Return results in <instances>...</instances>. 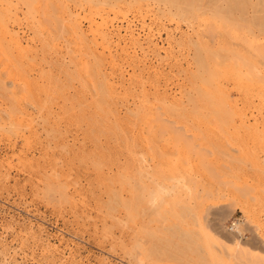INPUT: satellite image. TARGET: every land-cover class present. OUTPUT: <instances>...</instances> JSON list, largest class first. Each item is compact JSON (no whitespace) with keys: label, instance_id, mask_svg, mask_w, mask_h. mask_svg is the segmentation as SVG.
Masks as SVG:
<instances>
[{"label":"rangeland","instance_id":"rangeland-1","mask_svg":"<svg viewBox=\"0 0 264 264\" xmlns=\"http://www.w3.org/2000/svg\"><path fill=\"white\" fill-rule=\"evenodd\" d=\"M259 2L140 0L138 9L121 6L119 16L110 15L119 31V47L111 52L116 65L108 53L102 61L116 84L112 93L92 79L89 54L84 71L68 63L67 33L55 21L56 9L54 20L45 21L53 24L46 34V27L29 31L21 16L20 26L0 19L29 51L22 49L28 54H18L23 63L15 68L16 40L0 24V57L8 61L0 59V264H262L234 247L239 240L250 252H264V122L250 117L256 114L251 104L264 99ZM42 40L53 45L42 47ZM217 83L230 99L209 108V94L221 96ZM243 93L252 100L246 99L249 108H242ZM218 104L238 114L221 109L218 120L212 110V127L205 113ZM238 108L246 115L242 123ZM159 188L169 192L153 202ZM234 224L239 234L230 230ZM204 229L223 244L204 237Z\"/></svg>","mask_w":264,"mask_h":264},{"label":"bare ground","instance_id":"bare-ground-1","mask_svg":"<svg viewBox=\"0 0 264 264\" xmlns=\"http://www.w3.org/2000/svg\"><path fill=\"white\" fill-rule=\"evenodd\" d=\"M260 2V4L263 2L264 3V1L263 0H259ZM140 0H115V1H113V0H111V1H108V0H0V19H2V17H7L8 18V20L10 21L11 20V24L12 25H15V24H17V22H19V19H20V17L19 16H21L22 18H24L23 19V22H25L24 24H27V27H26V25H25V27L26 28H28L29 29V31H31V30H41V28L42 27H46V25H45V21L47 20V22L48 21H52L51 19H53L54 20V16L57 14V16H58V20L56 19L55 21L57 22V21H59V23H60V25L63 27V29L62 30H64L65 29V31L66 32H63L64 34L65 33H67V36H66V42H67V46L65 47V49H69V53L70 54H68V55H70V57H68V63L70 62V61H73V64H75L74 66H76L75 68L76 69H84V68H88V66H87V64H88V62H90L88 59V62H87V64H86V67H82L83 66V64L84 63H82V60H83V58L85 57L86 58V56H84V54L86 55H88V57H90L93 61L92 62H94V64H93V66L91 65L90 67L92 68L93 67V74H92V71H91V74L94 76L92 79H94V81H95V83H97V84H99L98 86H100V88H101V85L102 86H105V89L109 92V93H112L113 92V90H114V87H116V84H114V82L111 80V79H108V77H107V75H106V73L104 72V70L102 69V61H103V59H105V53H108V55L110 56L109 57V59H110V64L111 65H116L115 64V61H116V57L115 56H111V52H112V48H113V46H117V47H119V31L117 30V29H115L114 28V26H113V19L111 18V14L114 16V17H117V16H119L118 15V10L121 8V6H125V7H131V8H135V9H138V8H140ZM51 9H56L58 12L56 13V14H54L56 11L54 10V13H53V15L54 16H52V13H51ZM31 11V12H30ZM32 11H34V12H32ZM81 12H83V13H85L82 17H81V15H80V13ZM2 15V16H1ZM218 17V16H217ZM214 18V17H213ZM216 19V17L214 18V20ZM218 20H221L222 21V19H220V18H217ZM217 19H216V22H217ZM25 20V21H24ZM213 20V21H214ZM7 21V20H6ZM8 21V22H9ZM22 21V20H21ZM220 21V22H221ZM3 22H5V21H3ZM2 22V26H4V25H6L5 23H3ZM55 22V23H56ZM86 23V25H87V27H86V29H83V26H82V24L83 23ZM49 24H50V22H48ZM53 22H51V24H52ZM59 23H57V25L59 24ZM217 23H219V22H217ZM216 23V24H217ZM222 23V22H221ZM19 24V23H18ZM17 24V25H18ZM53 25V24H52ZM52 25H49V26H47L43 31V33L44 34H46V31H47V28L49 29V28H52L51 26ZM56 25V26H57ZM221 25V24H220ZM220 25H219V27H220ZM18 26H20V24L18 25ZM226 26V25H225ZM228 26V25H227ZM222 27V26H221ZM220 27V28H221ZM1 28V27H0ZM3 28H4V34L5 33H8V35L9 36H11V37H13L14 38V40H16V42L14 43L12 40L13 39H11V41H12V44H14V46L16 47H12V48H15V50H16V54L15 53H13L12 55L15 57L14 58V61H13V63H14V65L15 64H17V66L15 67V68H17V67H19L20 65H22L21 64V62L19 61V60H17L18 58H19V56H18V54L20 53V52H22L24 49L26 50V52H29V51H27L28 49L27 48H24V47H26V46H22L21 45V41H20V37H18V32L16 31V30H14L13 29V27H12V29H8V27H2V30H3ZM15 28V27H14ZM126 28H127V30H129L130 29V22H127V24H126ZM126 28H125V31H126ZM226 28H228V27H226ZM31 29V30H30ZM237 29V28H236ZM46 30V31H45ZM32 31V32H33ZM50 31H53L52 29L50 30ZM49 31V32H50ZM130 31V30H129ZM1 32V31H0ZM39 32V33H38ZM36 31L35 33L37 34V36L38 37H41L40 35L42 34V31H41V34H40V31ZM48 32V33H49ZM127 32V31H126ZM2 33V32H1ZM129 33V32H128ZM241 32H239V35H241L240 34ZM35 34V35H36ZM39 34V35H38ZM50 35H51V33H49ZM48 34V36L49 37H46V38H52V36H50ZM130 34H132L131 32L129 33V36H130ZM7 35V36H8ZM20 35V34H19ZM35 35H34V33H33V37L35 38ZM53 35V34H52ZM128 35V34H127ZM1 36H2V34H1ZM4 36V35H3ZM6 36V35H5ZM4 36V37H5ZM44 36V35H43ZM42 36V37H43ZM64 36V37H65ZM133 36V35H132ZM41 37V38H42ZM54 37V36H53ZM252 37V36H251ZM8 38V37H7ZM43 38H45V37H43ZM45 38V39H46ZM127 39H129L128 37H126ZM133 38H134V36H133ZM132 38V39H133ZM1 39V38H0ZM5 39V38H4ZM127 39H124L125 41L127 40ZM9 40V39H8ZM39 40V39H38ZM41 40V39H40ZM134 40V39H133ZM132 40V41H133ZM2 41V40H1ZM0 41V42H1ZM48 41H51V39H49ZM48 41H44V40H42V41H39V42H41L40 44L42 45V47H46V46H48ZM116 41V42H115ZM128 41H130V39L128 40ZM6 42V41H5ZM47 42V45L45 46V43ZM131 42V41H130ZM134 42V41H133ZM252 42V41H251ZM258 41H256V39H255V43H257ZM4 43V42H3ZM10 44V42H7V44ZM51 44L48 46V47H51L52 45H53V42H50ZM253 44V43H252ZM258 44H259V42H258ZM0 45H2L3 46V44H0ZM5 45H6V43H5ZM4 45V46H5ZM8 46V45H7ZM22 46V47H21ZM257 47L259 46V45H256ZM261 46V45H260ZM6 47V46H5ZM4 48V47H3ZM11 48V49H12ZM47 48V47H46ZM23 49V50H22ZM3 50V49H2ZM19 52H18V51ZM4 52H6L7 51V49L6 50H3ZM13 51V50H12ZM12 51H11V53H12ZM7 52H9V50L7 51ZM14 52V51H13ZM18 52V53H17ZM25 52V51H24ZM23 52V53H24ZM25 52V53H26ZM120 52L122 53H124L125 55H126V52H125V50H124V48H122V47H120ZM25 53H24V56H22L23 54H21V56L20 57H22V58H26L25 56H27V54L28 53H26V55H25ZM67 53V52H66ZM5 54V53H4ZM9 54V53H8ZM19 54V55H20ZM1 55H2V52H1ZM11 55V54H10ZM11 55V56H12ZM67 55V56H68ZM5 56H6V54H5ZM10 56V57H11ZM17 56H18V58H17ZM119 56H122V55H120L119 54ZM4 57V56H3ZM87 57V58H88ZM17 58V59H16ZM22 58H20V60H23ZM63 58V56L61 57V59ZM85 58H84V60H85ZM0 59L2 60V61H4L1 57H0ZM5 59V58H4ZM7 59V58H6ZM9 60H10V58H8ZM12 59H13V57H12ZM0 60V61H1ZM70 60V61H69ZM1 61V62H2ZM6 61V60H5ZM4 61V62H5ZM16 61H19L20 62V64H19V62H16ZM6 62H8V61H6ZM5 62V63H6ZM16 62V63H15ZM84 62V61H83ZM85 62H86V60H85ZM4 63V64H5ZM23 63V62H22ZM71 63V62H70ZM6 64H8V63H6ZM10 64V63H9ZM19 64V65H18ZM72 64V63H71ZM1 66H3V65H1ZM89 67V69H91ZM20 68H21V66H20ZM8 69V68H7ZM11 69V68H10ZM13 70H15V69H13ZM77 70V73L78 72H80V70L78 71ZM87 70V69H86ZM92 70V69H91ZM10 71V70H9ZM20 71V70H19ZM22 71V70H21ZM29 71V70H28ZM84 71V70H83ZM83 71H81V72H83ZM90 71V70H89ZM15 72V71H14ZM19 73V72H18ZM27 73V72H26ZM25 73V74H26ZM29 73V72H28ZM86 73V72H85ZM88 73V72H87ZM31 74V73H30ZM27 76L29 75V74H26ZM25 75V76H26ZM33 74H31L30 75V77H33L32 76ZM83 75V74H82ZM92 75H89V76H92ZM84 76V75H83ZM88 75H86V76H84V77H88V79L90 78ZM22 77H24V75H22ZM50 77V76H49ZM48 77V78H49ZM18 78H20V77H18ZM34 78V77H33ZM52 78V77H51ZM22 79H25V80H21V83H23L24 84V81L25 82H27L28 81V79H27V77L25 78H22ZM32 79V78H31ZM30 79V80H31ZM52 80V79H51ZM90 80V79H89ZM16 81V80H15ZM35 81H37L36 79H35ZM93 81V80H92ZM92 81H91V83H92ZM251 81H253V82H255L254 80H252L251 79ZM18 82L19 81H17L16 83H17V85H18ZM33 82V81H32ZM250 82V81H249ZM257 82V81H256ZM20 83V82H19ZM29 83V82H28ZM94 83V84H95ZM102 83V84H101ZM33 84H34V82H33ZM35 84H36V82H35ZM104 84V85H103ZM249 84V83H248ZM16 85V86H17ZM25 85H27V83L26 84H24V86ZM215 85H221L220 83L218 84H215ZM238 85V84H237ZM254 85H255V83H254ZM28 86V85H27ZM30 86H33L32 84H31V81H30ZM41 86V85H40ZM253 86V85H252ZM251 86V84H250V87H252ZM96 85H95V89H96ZM215 87V86H214ZM213 87V88H214ZM248 87V86H247ZM20 88H21V85H20ZM19 88V89H20ZM38 88V87H37ZM216 88V87H215ZM219 88H222L220 91H217V92H219V94H221V96L219 97L218 96V98H217V100L219 101L220 100V102H218L217 100H216V98L213 96V98H212V95H210L209 94V100H210V96H211V102L209 103L210 104V106L208 105V107L209 108H211V103H213L212 101H214L215 100V104H217V103H224L227 99H230V98H224L223 96L224 95H226L225 97H228L229 95L228 94H226V92H225V88L223 89V87L222 86H219ZM234 88H237V87H235V84H234ZM253 88H254V86L251 88L252 89V91H254L253 90ZM34 89V88H33ZM36 89V88H35ZM248 89V88H247ZM247 89H245L246 90V92L248 91V93H249V90H247ZM250 89V88H249ZM250 89V90H251ZM255 89V88H254ZM260 89V88H259ZM257 90V91H260V90ZM98 90V88L96 89V91ZM217 90V89H216ZM264 90V89H263ZM222 91V92H221ZM224 91V92H223ZM241 91V90H240ZM237 92V93H239V94H241V92ZM256 91V89H255V91L254 92H257ZM31 92V91H30ZM33 92V91H32ZM107 92V93H108ZM221 92V93H220ZM251 92V91H250ZM260 92H262L263 93V91H260ZM223 93H225V94H223ZM247 93V94H248ZM253 93V92H252ZM32 94V93H31ZM217 94V93H216ZM218 94V95H219ZM247 94H245L244 95V93H243V100H240V101H243V102H241V103H243V106H242V104H241V106H242V108L243 107H247V106H249L250 107V105L248 104L249 102H252V100L250 101V97L248 98L247 96ZM250 94V93H249ZM255 94V93H254ZM261 94V93H260ZM260 94H258V96L260 95ZM223 95V96H222ZM238 95V94H237ZM242 95V94H241ZM240 95V96H241ZM253 95V94H252ZM257 95V94H256ZM263 95H264V93H263ZM239 96V95H238ZM254 96V95H253ZM252 96V97H253ZM261 96H262V94H261ZM261 96H259V97H261ZM224 98L225 100L223 101L222 99H220V98ZM245 97H247V98H245ZM256 97V96H255ZM207 98H208V96H207ZM239 99L241 98V97H238ZM257 98V97H256ZM256 98H254V99H256ZM213 99V100H212ZM234 99H237V98H234ZM239 99H237V100H239ZM246 99H248L249 100V102L247 103V101H246ZM253 99V100H254ZM206 101H207V99H205ZM221 100H222V102H221ZM205 101V102H206ZM232 102L233 101H235V100H231ZM230 101V102H231ZM239 102V101H238ZM257 105H258V110L256 109V106L255 105H253V104H255V103H253V104H251V108L253 109V111H254V109H255V111H256V114H251L250 115V117L251 118H253V120H254V123H257V121L259 122V120H258V118H260V120L261 121H263L264 122V115L262 116L261 114H259V113H261V111L264 113V99L263 98H259V99H257ZM233 103H235V102H233ZM233 103H231V104H233ZM219 105V106H217V107H219V108H217V107H215V108H217L218 110L216 111V109H210V111H207V113H205V112H203V113H205V114H209L212 110L213 111H215V116L217 115L216 113L218 112V111H220L221 109H223L222 108V105ZM227 104L229 105V103L227 102ZM226 103H225V105H227ZM238 104V103H237ZM213 106H215L214 104H212ZM233 105H231L230 107H232ZM241 106L239 105V108H241ZM255 106V107H254ZM223 107H224V109H223V111H221L222 112V114H224V111H227L228 109H227V106H224L223 105ZM235 107H237L236 106V103H235ZM249 107H247V108H249ZM108 108H110V107H108ZM107 108V109H108ZM114 108H116V106H114L113 107V111H114ZM147 108V107H146ZM184 108H186V107H184ZM205 108V107H204ZM228 108H229V106H228ZM233 108V107H232ZM231 108V109H232ZM238 108V110H239V112H241V116H240V121H241V123L243 122V121H245V120H243L244 118L246 119V115L244 114V113H242V111H243V109H239ZM111 109H112V107H111ZM110 109V110H111ZM145 109V108H144ZM151 109V108H150ZM188 109V108H187ZM187 109H184L185 111L187 110ZM233 109H235V108H233ZM228 110L227 112H229L230 111V114L232 113V117L234 118V115H233V113L237 110ZM109 110V109H108ZM189 110V109H188ZM202 110H204V109H202ZM206 110V109H205ZM204 110V111H205ZM208 110V109H207ZM145 111H147V110H145ZM153 110H151V112H152ZM201 111V110H200ZM212 111V112H213ZM231 111H233V112H231ZM246 111V110H245ZM26 112V111H25ZM109 113H111L110 111H108ZM150 112V111H149ZM150 112V114H149V116H151L152 115V113H153V115H154V112H152L151 113ZM188 112V111H187ZM186 112V113H187ZM226 112V113H227ZM238 111H236V113H235V115L236 114H238L237 113ZM247 112V111H246ZM115 113H116V109H115ZM156 113V112H155ZM198 113L199 112H197V115H198ZM201 113V112H200ZM112 114H114V113H111V116H112ZM117 114V113H116ZM157 114V113H156ZM211 114V117L212 116H214V115H212V114H214V112L213 113H210ZM210 114L208 115L209 117H205L204 116V114H199L200 116H197V117H205V121L208 123H210L211 124V121H208L209 120V118H210ZM220 114V113H219ZM219 114L216 116V118L219 116ZM228 114V113H227ZM230 114H228L229 116H231ZM147 115H148V113H147ZM158 115V114H157ZM141 115H139V116H136V117H140ZM196 116L194 117V118H196ZM225 116V115H224ZM223 116V117H224ZM237 116V115H236ZM235 116V118H237ZM114 117H116V115H114ZM113 117V118H114ZM153 117L155 118V115L154 116H152V118L151 119H153ZM201 117V118H202ZM248 117V116H247ZM143 118V117H142ZM142 118L140 117V119L142 120ZM158 119H160L159 118V116L157 117ZM201 118H196V119H201ZM206 118H208L207 120H206ZM216 118H213V119H216ZM219 118H220V116L218 117V120H219ZM262 118V119H261ZM138 120L137 118H135L134 117V120ZM221 119V118H220ZM223 119V118H222ZM237 119H239V118H237ZM136 120H135V122H136ZM234 120V119H233ZM233 120H231V121H233ZM247 120H248V118H247ZM115 121V120H114ZM197 121H200V120H197ZM196 121V124L198 123ZM203 121L204 120H202V123H203ZM215 121V123L216 122H218V121H216V120H214ZM213 121V122H214ZM132 122H133V120H132ZM135 122H133L134 123V125H137V126H139V124H137V123H139V122H137L136 124H135ZM201 122V121H200ZM221 122H222V120H221ZM224 122L225 121H223V123H221V124H224ZM237 122H239V121H237ZM130 123H131V121H130ZM143 123V122H142ZM162 123V122H161ZM201 123V124H202ZM206 123V124H207ZM208 123V124H209ZM241 123H239V124H241ZM245 123V122H244ZM110 124H112L111 122H110ZM115 124V123H114ZM113 124V125H114ZM117 124V123H116ZM129 124V123H128ZM198 124H200V123H198ZM207 124V125H208ZM209 124V125H210ZM217 124V123H216ZM220 124V125H221ZM235 124H237V123H234V125ZM253 124V123H252ZM258 124V123H257ZM260 124V123H259ZM130 125V124H129ZM129 125H126L127 127H129ZM142 125V124H141ZM243 125V124H242ZM262 124H260V126H261ZM111 126V125H110ZM117 126V125H116ZM115 126V127H116ZM125 126V127H126ZM137 126H135V127H137ZM163 126V125H162ZM166 126V125H165ZM210 126H212L213 127V125H210ZM209 126V127H210ZM217 126L219 127V125L217 124ZM226 126V125H225ZM237 125H235V127H236ZM248 126L249 125H247V126H244L245 128H248ZM140 127V126H139ZM138 127V128H139ZM164 127V126H163ZM234 127V128H235ZM124 128V127H123ZM130 128L131 129H133L132 128V126L130 125ZM223 128V126L221 125L220 126V130ZM226 127H224L223 128V130L225 129ZM237 128V127H236ZM239 128V127H238ZM238 128L237 129H235V130H238ZM261 128H262V126H261ZM263 128H264V126H263ZM120 129H122V128H120ZM125 129H126V131H125ZM125 129H123L122 131H125V132H128L127 130H128V128H125ZM135 129V128H134ZM211 130V128H208V130ZM214 129V128H213ZM241 129H244V128H241ZM248 129H252L253 130V128L252 127H249ZM248 129H246V131H249ZM234 130V131H235ZM245 130V129H244ZM264 130V129H263ZM119 132L118 133H120V131L121 130H118ZM121 131V133H123ZM135 131H136V129H135ZM212 131V130H211ZM242 131V130H241ZM240 130H239V132H240V134L241 133H244L245 131H243V132H241ZM253 131H255V129L253 130ZM252 131V132H253ZM130 133L129 134H131V131H129ZM133 132V131H132ZM140 133V132H139ZM235 133L237 134V131H235ZM249 133H251V132H249ZM128 134V135H129ZM133 134V133H132ZM136 135V134H135ZM122 136H125V133H124V135L122 134ZM127 136V135H126ZM138 136V135H137ZM238 136V135H237ZM241 136V135H240ZM239 137V136H238ZM240 138V143L241 142H243V141H241L242 140V138L241 137H239ZM239 138H238V140H239ZM252 139H254V138H252ZM239 144V143H238ZM237 147L239 148H241V146H238L237 145ZM243 147V146H242ZM238 150V149H237ZM241 150V149H240ZM245 150V149H244ZM243 150V148H242V151H244ZM239 151V150H238ZM243 153V152H242ZM255 164V163H254ZM141 175V174H140ZM234 226H236L235 227V229H233V228H231L230 230L231 231H233V232H235V234H239L240 233V231H239V225L238 224H234ZM233 226V227H234ZM203 235H205L204 237H207L208 239H211V240H213L214 242H216L217 244H220V245H222L223 244V242H221L217 237H215L210 231H207V230H205L204 229V233H203ZM234 247H235V252L237 253V254H239V255H242V256H252L256 261H259V262H261L262 264H264V252H262V253H260V252H257V251H255L254 253L253 252H250V250H248L239 240H237L236 242H235V244H234ZM264 251V250H263Z\"/></svg>","mask_w":264,"mask_h":264},{"label":"clouds","instance_id":"clouds-1","mask_svg":"<svg viewBox=\"0 0 264 264\" xmlns=\"http://www.w3.org/2000/svg\"><path fill=\"white\" fill-rule=\"evenodd\" d=\"M168 192H169V190L166 189V188H159V189L157 190L156 193H153V194H152L153 202H154L155 199L158 197V195H161V194H162V195H167Z\"/></svg>","mask_w":264,"mask_h":264}]
</instances>
